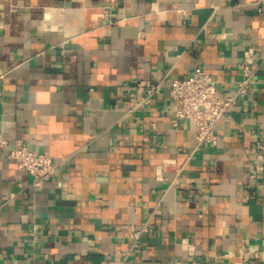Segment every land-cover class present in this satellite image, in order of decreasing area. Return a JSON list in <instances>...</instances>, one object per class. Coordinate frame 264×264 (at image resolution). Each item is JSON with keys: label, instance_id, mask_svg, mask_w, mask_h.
<instances>
[{"label": "crops", "instance_id": "1", "mask_svg": "<svg viewBox=\"0 0 264 264\" xmlns=\"http://www.w3.org/2000/svg\"><path fill=\"white\" fill-rule=\"evenodd\" d=\"M248 45L264 1L0 0V264H264V53L216 144L170 94L198 67L234 94Z\"/></svg>", "mask_w": 264, "mask_h": 264}, {"label": "built area", "instance_id": "2", "mask_svg": "<svg viewBox=\"0 0 264 264\" xmlns=\"http://www.w3.org/2000/svg\"><path fill=\"white\" fill-rule=\"evenodd\" d=\"M262 1L264 0H258V2ZM244 52L240 63L242 77L237 81L234 94L221 96L216 80L202 67L196 68L183 77L175 78L171 83L170 94L176 105V114L181 119L193 121L199 144L218 142V134L215 130L217 122L226 115L237 98L247 94L249 84L255 74L254 63L258 57L263 55L264 46L248 45ZM158 90V83H151L148 88L140 87L138 91L145 92L140 104L148 103L151 94ZM0 142L5 143L6 140L0 138ZM263 148L262 142H255L254 149L257 156L260 157ZM9 155L17 160L20 168L31 174L30 184L36 188L42 187L51 178L57 166L51 154L33 150L21 140H18L11 148ZM140 233L141 230H136L133 236L138 238ZM240 256L248 259V251L242 248Z\"/></svg>", "mask_w": 264, "mask_h": 264}]
</instances>
